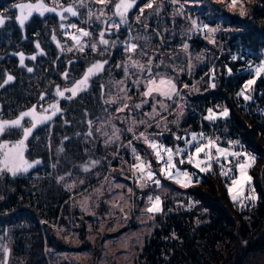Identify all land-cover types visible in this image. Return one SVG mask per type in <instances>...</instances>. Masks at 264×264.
Wrapping results in <instances>:
<instances>
[{"label": "trees", "instance_id": "trees-1", "mask_svg": "<svg viewBox=\"0 0 264 264\" xmlns=\"http://www.w3.org/2000/svg\"><path fill=\"white\" fill-rule=\"evenodd\" d=\"M15 1L0 0V12H4V3L9 5L5 9L8 12H4L7 17L5 21L7 25L3 27V30H11L7 35L0 36V83L6 78L5 72L15 77L4 88H0V117H6L7 120L16 118L21 111L27 110L32 104H37L41 92H47L48 96H51V100L54 101L55 90L52 89V84L55 82L63 83L64 79L61 74L67 69L76 78V71L81 69L83 71L88 64L83 55L79 62L81 68H74L68 65L65 60L58 63L59 47H57L55 40H52V35L56 36V40H61L56 24L59 20L58 16L55 13L51 14L49 16L51 19L44 24L39 22L41 17L32 16L21 27L15 19L16 10L13 8ZM60 1L62 4L58 5L63 6L73 3V0ZM43 2L48 3L47 0H43ZM147 2L148 0H138V6L141 4L143 6ZM58 5L55 6L58 7ZM170 7L171 2L168 1L161 12L167 13L169 11L167 9ZM83 10H79L80 16H68L66 20L75 19L77 21L79 18H83ZM146 11L153 13L152 10L146 9L145 13ZM249 15L251 21L238 20L236 17L228 20V25L231 24L238 30L231 35L215 39L218 45L213 43L212 47L208 46L206 40L197 34L190 35L186 32L177 38L163 36L160 43L166 45L169 50L176 51V56L183 57L185 63L187 60L184 55L187 53L182 48L183 44H188L187 51H197L205 47V62L194 70L191 75L192 79L188 81L191 83V80L201 75L202 82L206 83L207 68L212 63V71L215 73L214 84L216 85L214 88L206 85L205 90L204 86L201 85L199 88H203V91L195 93L185 92L183 89L184 113L182 112L181 118H179L182 128L177 129L174 133L170 131L162 134L165 144H181L184 140H178L176 137H186L188 129L198 126V114H205L211 105L221 98L223 108L229 109V115L226 118L213 121V124L220 132L229 131L237 134L258 157L264 153V148L261 146L262 141L261 143L258 141V139L264 140V119L259 120V118H263L264 113L259 114V116L248 114L240 104L239 96L236 93L240 81L248 78L249 75L245 73L241 61L229 59L226 52L219 53L220 48L225 47L228 39L236 36L243 44L249 46L253 53L264 54V29L262 30L253 24L254 19H264V0L251 2ZM45 17L48 16L43 18ZM151 17L154 19L144 20V24L151 28L156 25L163 26L161 18L157 17V14H152ZM177 19V22L171 21L170 25L175 29H182L184 21L181 20V17ZM198 19L207 22L205 15H202V18L199 16ZM166 23L164 25H168L169 22ZM1 34L4 35V33ZM37 43H39L40 48L36 47ZM21 52L25 55L24 67L20 66L19 56L16 55V53ZM33 55L36 56L35 60L29 58ZM38 61H41L39 66L41 72L46 69H48L47 74L49 71L52 72L53 82L50 84V90L42 91L41 87H37L38 84H43V81L37 79L40 74L38 76L33 74L38 68ZM28 67H31L33 71L28 72ZM187 73L188 70L186 69L176 76L177 85L186 78ZM27 81H29V85H23ZM259 82L264 84L262 79ZM94 92H96H92L94 97L85 95L82 99L78 96L73 101L61 100L60 107L63 109V114H58L53 118L52 131L54 136L49 146L44 144V140L37 143L34 141V138L37 135L40 136L49 123L34 131L33 136L26 142L25 158L34 161L40 160V164L29 169L27 173H19L16 176L7 172L0 174V246H2L0 247V256L6 234L11 232L14 258L11 259L10 264H45L44 241L48 246H56L51 235L52 224H58L63 219L70 195L64 188L63 182H57L58 176L64 175L68 171H72V176L79 173H89L83 172L80 168V165L89 159L100 160V164L92 171L102 172L105 170V159L101 158L105 153L102 144L99 140L89 142L84 135L88 131L86 121L103 114V102L99 99V91ZM14 96L17 98L16 101H14ZM41 103L46 106L50 102L46 100ZM170 109L163 115L172 117L173 112H169L174 110L175 113L177 108L172 106ZM85 110H87L88 115H85ZM203 123L206 124L204 121ZM25 126H29L27 118ZM78 133L79 135H77ZM16 136H18L17 139L22 136L19 129H11L0 138L13 142L12 139L16 140ZM65 136L69 139L64 140ZM125 136H130V133L125 134ZM61 144L65 149L62 153L57 151ZM136 145L141 152H146L142 142H136ZM124 152L122 151L119 155ZM53 164H57V167L53 168ZM34 170H39L40 173L44 170L45 174L41 178H33L32 171ZM253 173L256 176V172ZM263 180L264 169L259 178L254 180L259 199L255 205L241 210L234 207L233 201L227 193L228 190L224 187V179L212 174V171L203 173L199 185L187 189L191 195L193 206L188 209H184L182 206L179 209L170 208V213L164 215L166 218L162 225L154 228L140 253V257H143V263L241 264L248 251L257 249L264 243ZM179 198L184 199L180 201L182 203L187 197L179 196ZM168 203H171L170 199L167 202L164 201L163 206L169 208Z\"/></svg>", "mask_w": 264, "mask_h": 264}, {"label": "snow or ice", "instance_id": "snow-or-ice-1", "mask_svg": "<svg viewBox=\"0 0 264 264\" xmlns=\"http://www.w3.org/2000/svg\"><path fill=\"white\" fill-rule=\"evenodd\" d=\"M163 2L164 0H159L158 4L157 0H148L142 7H139V15L135 17L136 22L144 24L143 17L146 9L159 13ZM220 2L223 3L224 0H220ZM171 3L177 4L179 0H171ZM137 4L138 0H73V3L67 7L63 5L49 7L43 0H37L36 3H17L13 5V8L18 9L20 12L15 19L21 27L25 25V22L33 14L44 16L46 13H57L60 19L64 21L68 16H80L81 12L79 10L85 9L87 22L90 25L93 22H99L102 25L100 31L96 34V38L85 27H78L75 23L68 25L61 23L60 27L65 29L64 35L71 40L72 44L70 47L65 48L64 45H61L57 41V47L62 52L66 50L68 52L76 51L86 54L87 51H91L93 54L103 57L106 54H110V49L117 47L119 44L123 48L125 59L114 66L123 72V77L119 80L109 79L104 81L102 79L103 74L111 70L106 67L109 65V60L93 59L87 64L79 79L74 78L67 69L61 74L70 86L61 87L60 85H55L54 102L48 103L45 107L41 102L47 100L48 93L41 92L38 103L33 104L27 110L21 111L16 118L10 120L0 118V137L11 129H19L22 133L21 138L15 142L0 139V174L7 172L16 176L19 173H27L29 169L40 164V160L30 163L25 158L27 150L26 142L33 136L34 131L38 127L47 125L58 114H63V109L60 107L61 100L71 101L76 99L80 94L88 93L98 84L99 99L103 102V116H97L86 121L88 131L84 133L85 138L89 142L102 139L105 147L117 145L118 148L115 154L117 156L119 155V149H130L133 162L128 169L131 172V176L127 178L133 181L135 189L143 191L152 186L162 189V178L171 180L181 187L187 188L192 185L193 178L197 176V173L181 169L178 165L187 163L200 173H208L211 172L213 163H216L220 167V175L231 178V183L226 185L231 200L234 203L239 202L241 207L246 206L245 200L254 203L257 196L254 194V187L251 186L252 176L249 175V169L254 166L257 158L247 151L235 150L236 146L240 144L239 141H229L228 147H221L218 143V138L205 137L203 132H193L190 134V138L176 137L178 140H184L185 147H180L179 145L168 147L158 139L163 134L162 132H148V129L153 127V123L157 128L163 124L165 129H167V117L163 113L170 107L168 101H172L175 96H178L180 90L177 88L173 77L156 71L164 62L161 60L159 64L154 63L155 53L149 56L145 47L139 43V41L146 39V37L133 34L129 14L137 7ZM93 5L96 7L93 8ZM227 6L230 9L239 7V14L241 16L246 14L245 0H229ZM183 8L184 4H180L179 10L175 14L183 15ZM6 19L5 14L0 13V25H4ZM191 25L193 29H206L208 33H215L218 30L216 28H209L207 24L201 25L194 19L191 20ZM122 26H127L128 30V37L125 40L120 41L118 38L116 40L106 38V36H110L113 33H118ZM144 26L147 27L146 24ZM67 29L74 31H68ZM52 39L56 40V36L53 35ZM210 42L215 43L214 40ZM36 47L40 48L39 43L36 44ZM188 47L187 43L182 45L185 51H187ZM16 55L19 56L20 66L24 67V53H16ZM29 58L35 60L36 56L33 55ZM144 58H146V62ZM233 59H237V57H233ZM73 63V60L68 61L69 65ZM249 67L251 68L252 65L250 64ZM27 71L32 72L33 69L28 67ZM229 72H231V69H229ZM214 74L213 72L212 75L214 76ZM261 74H264V62L255 68V76L259 77ZM5 76L6 78L0 83V88H4L15 79L13 75L6 72ZM254 83L255 77L248 80L244 89L237 93V95L243 96L245 100L251 99L250 95H245V91ZM129 84H131V88ZM215 86V84L211 85L213 88ZM184 87H187V85ZM133 88L141 97L139 102L136 103H132L133 97L130 95ZM146 105L151 107L150 112L141 111ZM110 109L114 111L115 115L112 114ZM207 111L208 114L204 119L208 121H216L229 115L227 107L223 108L222 111H214L212 108H209ZM137 113H139V118ZM120 114L126 115L121 119ZM85 115H88L87 110H85ZM26 118L29 126H25ZM117 122L127 123L128 126L121 128L117 125ZM65 123L68 122L65 121ZM173 123H176V121H173ZM140 127H143L144 131H137ZM125 133H130L132 137L127 141V144L121 142V137ZM68 139L69 137H64V140ZM135 142H142L146 146L145 155L142 156L140 154L135 146ZM62 144L57 149L61 153L65 151ZM149 149L151 150L150 155L154 157V161L148 158L147 150ZM222 159L224 162H222ZM153 162L158 165V169L153 168ZM124 163L126 164L127 161ZM98 164H100V160L89 159L80 165V168L83 172H90ZM52 167L56 168L57 164H53ZM71 178L72 171H68L64 175L58 176L57 182H64ZM103 179L104 183L100 187L94 189L91 194L85 196L80 201V207L85 212L89 211L90 201L93 196L98 200L100 196L104 195L103 189L106 184L109 186V192H112L113 189H124L126 187L118 183L113 185L108 180V177H104ZM197 182L200 181L197 179ZM78 183L83 185L85 182L84 180H72L71 183H64V187L71 191L77 187ZM246 188L249 191V195L245 197L244 192ZM134 196V188L127 187L126 195L121 193L118 197H114V201H109V212L118 210L123 214L124 219H128V211H126L125 206H127L129 211L131 210L133 205L128 204V201ZM162 205L163 200L161 199V195H148L146 207L142 209V213L146 214L148 219H153L155 214L162 212ZM192 206L190 203L189 207ZM91 214L95 215L94 212Z\"/></svg>", "mask_w": 264, "mask_h": 264}, {"label": "rangeland", "instance_id": "rangeland-1", "mask_svg": "<svg viewBox=\"0 0 264 264\" xmlns=\"http://www.w3.org/2000/svg\"><path fill=\"white\" fill-rule=\"evenodd\" d=\"M171 0H164L163 5L160 7L159 13L156 12H150L146 11L144 13V20H152L154 19L151 17L152 14H157V17L161 18V24L163 23V26L154 25V28H151L150 26L145 27V24H141L136 22L135 17L139 15V4H137V7L134 8L130 14H129V21L131 24V27L133 29V34H139L142 37H146V39L139 41L141 45L145 47V50L148 52L149 56L153 55L155 53L154 57V63L159 64L161 60H163V64L159 69H156V71L166 73L167 76L173 77L176 79V76L183 73L186 69L191 70L192 73H190L188 76V79H192L191 75L193 74L194 70L199 66L202 65L203 62H205V53L206 49L205 47H202V49L194 51H185L188 55H186L183 51L184 58L187 60L185 63L183 61V57L179 58L176 56V51L169 50L166 45H162L160 41L162 40L163 36L169 37V38H177L181 34L188 33V34H197L199 36L203 37V40H206V44L210 47H212L213 43L210 42L212 40L215 41V39L222 38L226 35H231L233 32L238 30L237 28L233 27L231 24L228 25V20L237 18L243 19L246 21H251L249 18V10L251 2L254 0H245V12L246 14L244 16H241L239 14V7L236 9H230L227 5L229 3V0H224L223 3L220 2V0H179V3L173 4L171 3L170 9H167V13H162L161 10L164 5H167V2ZM35 0H16L14 4L17 3H36ZM47 5L49 7H56L55 5L62 4V1L60 0H47ZM159 4V0L157 1ZM46 4V3H45ZM180 4H184L183 8V15H176L175 13L177 10H179ZM5 8H8V4L4 3ZM65 7L67 5H64ZM96 6L93 5V8ZM205 9V10H204ZM16 10V16L20 14L18 9ZM204 12H201L203 11ZM3 12V13H4ZM161 12V13H160ZM2 13V11L0 12ZM4 13V14H5ZM151 13V14H150ZM54 13H48V17H41L42 19L39 21L41 23H45L46 21H49V16ZM59 20L56 22L58 25V31L60 32L61 40H55V43L57 44V41L60 42L61 45H64L65 48L70 47L72 42L70 39H68L65 35V29H62L60 27L61 23L68 25L70 23L77 24L78 27H85L87 30L91 31L93 33V37L96 38V34L100 31L102 25L99 24V22H93L91 25L87 22V14L86 10H83L84 17L79 18L77 21L75 19L70 20H64L62 21L57 13H55ZM110 14V12H109ZM14 15V11H13ZM202 15L206 16L207 22L204 24H207L209 28H216L218 29L215 33H208L206 29L196 28L193 29L191 25V20H197L200 19L199 16ZM37 16V15H33ZM32 17V16H31ZM178 17H181V20L184 21V24L182 25V29H175L173 26H171V21L177 22ZM245 17V18H243ZM248 20H247V19ZM150 22V21H149ZM169 22L168 25H164V23ZM264 19L261 20V18L254 19L253 24L257 26L260 29H264ZM167 24V23H166ZM7 25V22H5L4 25H0L1 31L0 36H5L9 32L10 29L3 30V27ZM158 26V27H157ZM160 27V28H159ZM158 28V29H157ZM68 31H74L72 29H67ZM161 32H160V31ZM11 31V30H10ZM1 33H4L2 35ZM199 33V34H198ZM53 36V35H52ZM128 37V30L127 26H122L120 31L118 33H113L110 36H106V38H109L111 40H116L117 38L120 41L125 40ZM53 40V39H52ZM49 43V41H48ZM47 43V44H48ZM216 43V41H215ZM217 44V43H216ZM218 45V44H217ZM223 47V46H222ZM220 48V50L222 49ZM219 50V51H220ZM59 56H58V63H61L65 60L66 63H68L69 60H73L74 63L71 65L74 68H81L80 65V57L83 55L86 60L91 62L93 59H108L109 65L106 66L107 68H110V72H105L102 76V79L104 81H107L109 79L112 80H119L123 77V72L121 69L115 68L114 66L118 63H121L125 59V53L123 51V48L121 45H117V47L110 49V54H106L105 56L101 57L96 54H93L91 51H87L86 54H81L79 52L73 51H61L59 48ZM178 54V52H177ZM264 55V54H263ZM261 55V56H263ZM146 62V58H144ZM42 61V60H41ZM41 61H38L37 70L33 73L34 75L39 76L37 78L38 80L43 81V84H38V88L41 87L42 91L50 90V84H52V76L51 71L48 72V69L43 70L41 72L39 66ZM264 60H261L260 63L255 64L253 74L249 77V80L253 79L255 76V68L259 66ZM69 65V64H68ZM87 66V65H86ZM85 66V67H86ZM82 69L80 71H76V79L80 78V75L82 74ZM44 74V75H43ZM264 76V74H261ZM209 72H207V79L206 83L202 82L200 75L198 78L195 77L192 82L187 87H180L181 84L177 85V88L180 90L181 93L185 92H199L203 91V88L201 85L205 86L208 85L211 87L209 82ZM42 78H45L42 80ZM210 78V77H209ZM28 79V77H26ZM210 81L213 82V79H210ZM176 82V80H175ZM204 83V84H202ZM29 85V81L24 83L23 85ZM36 84V83H35ZM37 85V84H36ZM55 85H60L61 87L70 86L67 81H63V83H57L55 82L52 84V89L55 90ZM207 86V87H208ZM129 87L131 88V84H129ZM191 88V89H189ZM184 89V91H183ZM94 91H99L98 84L97 86L93 87L88 93H82L80 94V98L82 99L85 95H93V93H96ZM143 91V89H141ZM55 92V91H54ZM93 92V93H92ZM179 92V93H180ZM15 93H17V90H15ZM130 95L133 97L132 103L139 102L141 97L137 94L136 90L133 88L130 92ZM180 94L178 96H175L172 101H168L170 107L167 111L171 110L172 106L178 105L176 107L177 111L174 113V110L170 111L169 113L173 112L172 117H167V129H165L164 125L162 124L159 128L155 126L153 123V127L148 129L149 133H157L162 132L165 134L166 132L172 131L174 133L177 129L180 130L182 127L180 125L181 118L180 114L184 111V104L181 100H183V96H181L180 100ZM14 101H16L15 96L13 97ZM75 100V99H73ZM71 100V101H73ZM47 101L50 103L54 102L51 100V96L47 97ZM33 105V104H32ZM31 105V106H32ZM30 106V107H31ZM45 106V105H44ZM47 106V104H46ZM45 106V107H46ZM29 107V108H30ZM114 107V106H113ZM223 105H221L220 109L214 110V111H222ZM112 111V114L115 115L114 111ZM142 112H150L151 107L146 105L142 110ZM184 113V112H183ZM164 114V113H163ZM208 111H206L204 116H207ZM121 119H123L124 115L126 114H120ZM103 116V114L101 115ZM137 116L139 118V113H137ZM2 119H6V117H0ZM183 118V117H182ZM246 120V119H245ZM173 121H176V123H173ZM117 125L121 128H126L128 125L127 123H120L117 122ZM54 126L53 120L49 122L48 126L44 129L43 133L40 136H36L34 138V141L39 142L40 140L45 141V145L49 146L53 141L54 133L52 131V127ZM174 128H173V127ZM137 131H144L143 127H140L137 129ZM129 134V133H125ZM125 134L121 137V142L124 144H127L128 137L131 136H125ZM56 135V134H55ZM125 136V137H124ZM18 136H16V140ZM132 138V137H131ZM218 138V137H217ZM1 139V138H0ZM159 141L163 143L164 145L171 147L168 144H165L163 142V136L158 137ZM216 139V138H215ZM13 142H15V139ZM100 143L102 144L103 149L105 150L104 155L101 157L105 159L104 165L105 170L101 171H91L87 174H75L72 176L70 180H66L64 183H71L72 180H84V184L80 185L77 184V187L75 189H72L71 191L67 190L69 192V197L67 201L66 206V214H64L63 219L58 224H52V238L56 246H48L46 244V241H44L43 249H44V257H45V264H144L143 263V257H140V253L142 252V247L144 243L147 241V239L150 237L152 231L155 227H160L162 223L164 222L165 218L164 215H167L168 212L170 213L172 207H175L176 209H179L180 206H182L184 209L189 208V204L192 202L191 195L188 192V188L197 187L200 182H197V179L200 181L202 179V174L197 169H194L191 165L185 163L183 165H178L181 169H187L189 172H196L197 176L193 178V183L191 186L185 188L181 187L179 184L174 183L171 180L161 179V183L163 185L162 189H158L155 186H152L150 188H146L142 191V196L138 198L137 191L139 189H135V186L133 184V181L131 179H128L127 177L131 176V172L128 170L130 163V158L132 157L130 149L127 148H121L119 149V153L122 151H125L121 155H115L117 152V145H112L109 147H105L103 144L102 139H98ZM258 141L261 143L262 141V147L264 148V140L258 139ZM218 143L221 147H228V145H222L224 144L223 141L218 138ZM172 145V144H171ZM246 145V144H245ZM44 146V145H43ZM95 146V145H93ZM137 150L140 152V154L143 156L146 154L141 152L136 145ZM173 147V146H172ZM44 148V147H42ZM144 149L146 150V146H144ZM151 150H147V154L151 159L154 161V157L150 155ZM215 154V153H214ZM257 159L254 164V166L249 169V175L252 176L251 186L254 187V180L263 172L264 169V153L258 157V155H254ZM230 158V157H229ZM223 160V159H222ZM30 163L34 162V160H28ZM127 161L125 164L124 162ZM153 168L158 169V165L153 162ZM256 172V176L253 175V172ZM39 170L32 171L33 178L38 177L41 178L42 175H44V170L42 173ZM101 172V173H100ZM212 174H216L220 178L224 179V187L226 185L231 183L230 177H223L220 175V172L218 169L216 170L214 167V170H212ZM236 173H234L235 175ZM104 177H108V180L111 181L114 184H123L126 187L124 189H113L112 192H109L108 185L106 184L103 191L104 195L100 196L99 199L95 196L92 197V200L90 201V207L89 211L85 212L80 207V201L84 199L85 196L91 194L94 189L100 187L102 183H104ZM262 180V179H261ZM263 186H264V180H263ZM34 187V186H33ZM127 187H133L135 190V196L128 201V204L133 205L131 210L129 211L127 206H125L126 211H128V219L123 218V214L120 213L118 210L109 212L110 204L109 201H114V197H118L121 193L127 194ZM31 188V187H30ZM29 188V189H30ZM28 189V190H29ZM228 195L229 192L227 191ZM161 195V199L167 202L168 199L171 200V203H168L169 208H165L162 205V212L155 214L153 219H148V216L146 214L142 213V209L146 207V199L148 195ZM257 196L256 201L259 199L258 193L255 189V193ZM249 191L245 190L244 196H248ZM179 196L187 197L185 202L184 199H180ZM230 197V195H229ZM167 199V200H166ZM256 201L249 202L245 200V207H241L239 202H233L234 207H237L239 209H247L251 206L255 205ZM98 204V206H97ZM188 204V205H187ZM95 213V215H92L91 213ZM13 236L11 235V232L9 234H6L4 243H3V249L1 251L0 256V264H10L11 259L13 257L12 253V243ZM170 264V263H169ZM186 264V263H181ZM241 264H264V243L258 247L257 249L250 250L245 254L244 260Z\"/></svg>", "mask_w": 264, "mask_h": 264}, {"label": "built area", "instance_id": "built-area-1", "mask_svg": "<svg viewBox=\"0 0 264 264\" xmlns=\"http://www.w3.org/2000/svg\"><path fill=\"white\" fill-rule=\"evenodd\" d=\"M203 25V24H201ZM227 53L228 54V58L231 60H239L242 62L243 66H244V71L245 73H247V75H249V77L253 74L254 71V66L255 64L260 63L261 60H264V56L255 54L251 51V49L249 48V46H247L246 44L241 43L238 38H232L229 40L228 45L226 47H223L219 53ZM233 57H237V59H233ZM252 65V67L250 68L249 65ZM207 72H209V82L210 85H212L215 81V74L214 76L212 75L213 71H212V63L209 65V67L207 68ZM192 73L191 70H188V75ZM186 74V78H184L181 81V85L180 87H184L189 83V79L188 76ZM248 78L243 79L242 81H240V83L238 84L237 88H236V93L241 92L242 89H244V86L246 84V82L249 80ZM259 79H264L263 75H260ZM210 79H213V82L210 81ZM259 79L256 78L255 83L253 85L250 86V88L248 90L245 91V95H250L251 99L249 100H245L243 98V96H239V101L240 104L242 105V107L246 110H249V114H256L259 116V114H263L264 113V84L259 82ZM181 96H183L184 93H179ZM181 96H180V100H181ZM183 102V100H181ZM184 104V102H183ZM222 105V99H218L216 102H214L210 108L212 109H219ZM178 105L173 106L177 107ZM205 114L203 113H199L198 114V118H199V123L198 126H196L195 128H190L187 130V136L188 138H190V134L195 132V133H201L203 132L205 137H212L213 139L215 138H220L224 144L222 145H228L229 141H239V139H237V135L233 134L232 132L229 131H221L213 124V121H206L204 119ZM264 119L263 118H259L260 121H262ZM204 122H206V124L204 125ZM264 121V120H263ZM131 139V136L128 137V140ZM180 147H185L184 142H182L180 145ZM191 150V149H190ZM237 151H247L250 154H252L249 149H244V147L241 145V142L239 145L236 146ZM131 155V154H130ZM149 159H151V157L148 156ZM231 159V157L229 158ZM133 162L132 157L130 158V163ZM222 162H224L222 160ZM215 169L220 172V167L218 164L213 163L212 165V170ZM211 170V171H212ZM235 173V170H234ZM137 197L140 198L142 196V191L138 190L137 191ZM188 205V204H187Z\"/></svg>", "mask_w": 264, "mask_h": 264}, {"label": "bare ground", "instance_id": "bare-ground-1", "mask_svg": "<svg viewBox=\"0 0 264 264\" xmlns=\"http://www.w3.org/2000/svg\"><path fill=\"white\" fill-rule=\"evenodd\" d=\"M198 23H200V24H204V22H203V21H200V20L198 21ZM232 38H238V37L235 36V37H231V38H229L228 41H227V43H226V45H225V47L228 45L229 40L232 39ZM238 40H239V38H238ZM239 41H240V40H239ZM240 42H241V41H240ZM241 43H242V42H241ZM187 55H188V54H187ZM263 56H264V55H263ZM257 78L259 79V78H262V77L259 76V77H257ZM259 80H260V79H259ZM262 80H264V79H262ZM183 81H184V80H183ZM213 84H214V83H213ZM188 85H189V84H188ZM244 110H246V109H244ZM246 112L249 114V110H246ZM235 135H237V134H235ZM237 139H239V142H241V145L244 147V149H249V151L252 153L251 155H253V156L255 155V152H254L252 149H250L248 146H246L245 143L240 139V137H239L238 135H237Z\"/></svg>", "mask_w": 264, "mask_h": 264}, {"label": "water", "instance_id": "water-1", "mask_svg": "<svg viewBox=\"0 0 264 264\" xmlns=\"http://www.w3.org/2000/svg\"><path fill=\"white\" fill-rule=\"evenodd\" d=\"M47 14H48V13H46L44 16H46ZM33 15H37L38 17H44V16H39L38 14H33ZM174 146H177V144H174L173 147H174Z\"/></svg>", "mask_w": 264, "mask_h": 264}]
</instances>
